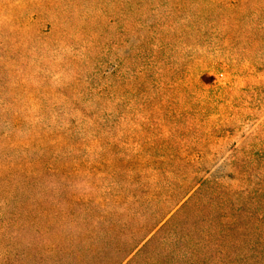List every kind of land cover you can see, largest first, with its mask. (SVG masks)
<instances>
[{"label": "rangeland", "instance_id": "rangeland-1", "mask_svg": "<svg viewBox=\"0 0 264 264\" xmlns=\"http://www.w3.org/2000/svg\"><path fill=\"white\" fill-rule=\"evenodd\" d=\"M173 209L125 264H264V0H0V264Z\"/></svg>", "mask_w": 264, "mask_h": 264}, {"label": "trees", "instance_id": "trees-1", "mask_svg": "<svg viewBox=\"0 0 264 264\" xmlns=\"http://www.w3.org/2000/svg\"><path fill=\"white\" fill-rule=\"evenodd\" d=\"M202 183V182H201ZM203 184H205V182H203ZM195 188H193V190H195ZM192 192V191H191ZM187 194L185 197H183V199L180 201L179 205L182 203V201H184L186 198H188V196H190V193ZM176 209V207H175ZM173 209L169 214H167V216L165 218H163L161 221L157 222L155 224V226H153V228L150 229V231L141 236V238H139V240L132 242L131 244H124L121 247H118L116 249L115 252V257L110 259L108 264H125L132 255H134L136 253V251L144 244V242H146V240H148V238L162 225L164 224V222L166 221L167 217L175 210ZM89 245H93V242H90ZM80 251V250H79ZM81 253V252H80Z\"/></svg>", "mask_w": 264, "mask_h": 264}]
</instances>
